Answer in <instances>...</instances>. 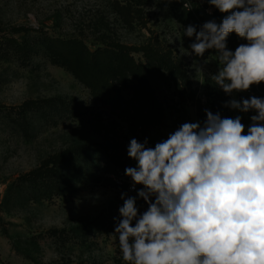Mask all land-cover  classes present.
<instances>
[{"label": "rangeland", "instance_id": "374dc122", "mask_svg": "<svg viewBox=\"0 0 264 264\" xmlns=\"http://www.w3.org/2000/svg\"><path fill=\"white\" fill-rule=\"evenodd\" d=\"M184 8L177 0H0V40L22 38L26 32L14 31L29 30L32 36L81 40L93 51L112 44H154L191 80L183 102L173 83L149 67L152 93L164 106L167 137L185 122L203 123L205 109L222 117L239 115L247 130L245 113L225 107L210 79L219 69L215 50L203 57L192 53L195 36L183 34L189 26L181 21ZM200 8L193 13L200 24L199 19L222 22ZM133 56L146 64L142 53ZM242 93L233 92L228 100L240 101ZM22 109L31 125L27 135L14 121ZM133 138L127 121L97 102L64 68L42 57L24 67L14 56L0 55V264H129L115 234L121 194L137 195L128 176L115 177L114 184L95 183L61 164L57 168L78 185L73 194L16 188L20 178L53 168L68 151L98 143L118 146L127 154ZM127 158L135 167L136 161ZM52 231L64 234L52 236Z\"/></svg>", "mask_w": 264, "mask_h": 264}, {"label": "clouds", "instance_id": "9594fccd", "mask_svg": "<svg viewBox=\"0 0 264 264\" xmlns=\"http://www.w3.org/2000/svg\"><path fill=\"white\" fill-rule=\"evenodd\" d=\"M207 2L228 15L219 24L205 22L199 31L189 25L183 34L195 36L190 49L197 57L215 50L214 85L231 95L264 82V0ZM231 33L247 43L229 50ZM225 107L255 111L246 134L241 116L205 109L203 123L185 122L154 147L147 139L130 140L127 154L136 166L125 175L137 195L121 194L115 228L124 261L264 264V99H231ZM137 198L148 205L143 213Z\"/></svg>", "mask_w": 264, "mask_h": 264}, {"label": "trees", "instance_id": "16d2710c", "mask_svg": "<svg viewBox=\"0 0 264 264\" xmlns=\"http://www.w3.org/2000/svg\"><path fill=\"white\" fill-rule=\"evenodd\" d=\"M188 1H191L196 9L195 0H177V3L183 8ZM203 4L206 8L214 9V18L217 22L228 15L211 6L207 0H203ZM181 21L195 26L197 31L203 25L197 21L192 11L185 8L182 9ZM21 31L27 33L22 38L11 36L0 40V55L14 56L24 67H29L36 57L45 58L73 74L103 107L119 113L127 121L130 133L139 142L147 139V146L154 147L156 143L168 138L164 132L166 127L164 106L152 93L149 67H153L161 79L173 83L183 102L185 93L191 90V80L186 71L175 63L170 55L163 53L151 43L140 48L112 44L93 51L81 40L55 38L42 33L40 36H32L29 30H15L14 33L19 35ZM243 43L245 40L236 34H230L227 38V48L232 51ZM134 53H142L146 64L138 62L133 56ZM217 94L223 103L229 101L228 95L219 87ZM62 104L64 106V103ZM46 116L45 113L44 117L47 118ZM28 120L23 109L16 112L14 121L24 135L31 129ZM244 125L246 134V124ZM61 164L79 173L82 180L86 177L95 183L111 184L115 183V177H123L125 169L130 167L127 154L120 147L91 144L68 151L60 157L53 168L46 166L27 178L26 176L20 178L18 182L21 183L17 184L16 190L24 187L31 192L45 189L62 196L73 194L78 185L73 184V181L57 168ZM137 207L140 213H143L148 205L141 199ZM50 234L58 237L63 236L64 232L52 231Z\"/></svg>", "mask_w": 264, "mask_h": 264}, {"label": "built area", "instance_id": "2783aa9c", "mask_svg": "<svg viewBox=\"0 0 264 264\" xmlns=\"http://www.w3.org/2000/svg\"><path fill=\"white\" fill-rule=\"evenodd\" d=\"M196 5L199 7H201L200 9L202 10V12L207 13L209 16L214 17V9L209 7L206 8L203 4V0H195ZM186 9L189 11H192L193 13H195V8H194V4L191 1H188L185 3ZM199 21L201 22V24H204L200 19ZM231 34H235V33H231ZM245 43H247V41L245 40ZM252 96H256L259 98L264 99V82H262L259 85H253L251 86V88L247 91H243V93L240 96V101L243 99H249ZM255 111H249L248 113H245V117H246V121L248 123V126L251 124V120L250 117L252 115H255Z\"/></svg>", "mask_w": 264, "mask_h": 264}]
</instances>
